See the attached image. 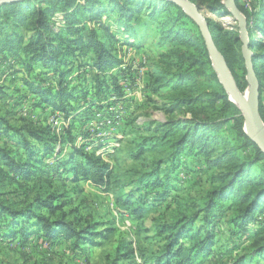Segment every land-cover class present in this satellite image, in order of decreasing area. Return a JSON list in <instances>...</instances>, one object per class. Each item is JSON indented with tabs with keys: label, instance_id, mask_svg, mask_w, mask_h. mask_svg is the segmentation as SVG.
I'll use <instances>...</instances> for the list:
<instances>
[{
	"label": "trees",
	"instance_id": "obj_1",
	"mask_svg": "<svg viewBox=\"0 0 264 264\" xmlns=\"http://www.w3.org/2000/svg\"><path fill=\"white\" fill-rule=\"evenodd\" d=\"M188 1L200 11L205 9L212 14L218 12L230 16L222 3L224 0ZM239 1L235 0V4L247 22L249 49L259 83V115L264 123L261 105L264 95V0L251 10L240 5ZM103 4L109 6L105 8ZM104 10L117 12V20L124 27L120 31L130 36L124 44L137 48L143 45L141 37L135 39L141 33L140 29L143 30L142 38L148 36L156 40L158 50L166 44L164 51L147 57L152 61L148 72L149 87L152 94L160 97V110L165 115L174 116L165 123L148 122L150 128L156 126L160 130L161 136L136 145L137 154L155 157L153 163L147 171L142 169L131 173L129 177L136 173L137 177L123 186V176H117L110 182L107 164L99 155L89 154L84 146H72L73 153L59 157L62 151L56 145L59 140L49 127L41 130L30 127L15 129L0 117V136L11 142V146H0V180L28 182L38 175L33 188L47 184L48 180L42 177L45 174L42 167L47 164L42 160L56 151L54 165L50 169L53 178L64 174L63 178L67 175L72 183L91 180L103 186L113 184L114 192H122L127 186L130 190L119 197L125 207L140 205L133 210L136 214L147 206L155 209L162 205L160 201L166 199H170L169 208L174 206L180 210L183 199L178 193L174 195L179 186L174 184L177 177L171 174L179 173V168L184 167L181 156H201L205 159V168L213 171L209 191L204 197L190 201L187 206L190 214L182 216L179 213L167 224L160 222L155 235L160 236L162 245L154 261L146 263H201L211 254L215 232L222 222L234 229L237 239L232 245L222 248L225 260L219 264L264 262V154L243 132V118L228 117L229 113L235 115V110L240 111L228 100L218 82L198 26L180 7L167 0H23L6 3L0 6V55L8 52L13 56L14 59L9 61L10 72L24 74L21 80L40 98L39 106L49 103L65 111L60 106L62 101L75 100L77 95H72L76 90L68 91V86L72 60L76 59L83 68L80 70L85 73L95 71L104 81L112 82L118 91V76L110 72L115 63L121 62L111 53L116 41L114 33L99 20ZM56 12L60 13L61 22L57 20ZM140 17L146 18L145 24L136 23ZM86 20H97L95 27L86 28ZM205 21L238 89L244 92L247 88L246 70L238 30H228L209 18ZM36 64L39 69H35ZM16 65L19 67L13 69ZM45 69L54 72L56 87L53 92L46 82ZM30 74H35L32 81L26 78ZM68 109L72 118L80 113L76 109L74 113L73 109ZM207 109L211 116L222 113L213 118L221 119L218 124L208 121L209 118L198 120V114H204ZM223 124L228 126L230 137L217 134ZM153 140L155 144H149ZM235 144L252 153L249 156L234 153ZM99 148H94V151ZM59 168L63 173L58 172ZM178 181L182 184V180ZM141 189L156 191L141 195ZM151 192L152 196H149ZM50 193L33 195V200L26 204L22 202L25 207L20 209L19 204L0 200V237L23 242L31 236L43 235L49 240L61 237L80 251L85 246H96L99 243L96 238L106 240L112 235V228L99 232L100 224L89 220L54 221L48 218L61 210V204H56L58 196ZM159 218L161 220L163 216ZM41 230L43 232L39 234ZM116 253V258L107 264H120L127 253L130 259L133 256L122 240Z\"/></svg>",
	"mask_w": 264,
	"mask_h": 264
},
{
	"label": "rangeland",
	"instance_id": "obj_2",
	"mask_svg": "<svg viewBox=\"0 0 264 264\" xmlns=\"http://www.w3.org/2000/svg\"><path fill=\"white\" fill-rule=\"evenodd\" d=\"M259 2L260 0L239 1L240 5L249 10L258 7ZM103 6L107 8L109 5L103 4ZM200 12L204 19L209 18L219 22L228 30H238L237 24L231 16L228 17L226 14L224 16L218 12L212 14L205 9ZM55 16L61 22L60 13L56 12ZM117 18V12L106 10L99 20L112 30L116 38L111 53L121 63H115L110 73L117 74L120 90L117 91L112 82L104 81L102 76L97 75L95 71L91 70L85 73L80 70L83 68H80L79 61L76 59L75 61L72 60L73 65L69 71L71 81L68 86V91L76 90L72 95H77L75 100L71 98L62 101L60 106L65 108V111L49 103H43L39 106L40 98L32 92L29 86H26L23 79L21 80L24 74L10 72L9 61L14 58L5 52L0 55H4V57H0V117L7 120L10 127L15 129L30 127L41 130L49 127L50 132L56 136L59 143L61 142L56 144L62 150L58 154L59 157L73 153L72 146H84L89 154L93 152L95 155H99L101 160L107 164L111 177L110 182L115 180L113 178L117 176H121V178L123 176L124 186L137 177V173L133 177H129L131 173L142 169L147 171L155 158L152 155H140L136 152L137 144L161 136V132L156 126L150 128L147 123H165L174 115H165L160 110L162 106L161 102L158 101L160 97L152 94L149 87L148 72L151 69L152 61L147 60V57L164 51L166 44H162L161 49L158 50L156 40L153 41V38H148V36L142 38L143 30L141 29V33L136 35L137 38L135 39L138 40L141 37L143 45L137 48L124 44V40L130 36L120 31L123 25H120ZM145 19L140 17L136 23L145 24ZM86 21V28L91 29L95 27L97 22V20ZM17 67L19 65L14 66L13 69ZM35 67V69L40 68L37 64ZM128 71L130 72L128 73ZM45 72L46 82L50 84V92H53L56 87L54 72L52 69H45ZM34 75L30 74L25 77L32 81L35 78ZM261 105L264 110V95L261 98ZM68 108L73 109V113L75 109L76 112L80 113L72 118L68 114ZM234 112L235 115H232L231 112L228 117L243 118L240 112L238 113L236 110ZM220 113L217 112L216 116H211L209 109H207L204 114H198V120L209 118L208 121H214L218 124V120L221 119L215 120L213 118H218ZM184 117L188 118V115H184ZM227 128V125H221L217 134L230 137L231 132ZM5 144L11 146L8 139L0 136V146ZM149 144L154 145V140ZM98 146L100 148L94 151V148ZM238 147L239 145L235 144L236 152L234 153L247 156L252 153L251 150H241ZM55 152L45 156L46 158L42 160L47 164V166L42 167L45 171L42 177L48 180L47 184H39L36 189L33 188L35 185L33 183L38 175L33 176L28 182L17 179L14 183H9L6 180H0V200L19 204L20 209L25 207L24 204L33 200V195L53 192L52 194L59 198L56 204H61V210L53 217L47 216L51 220L65 219L70 221L73 218L81 219L82 222L89 220V222L100 224L99 232L110 228L114 231L108 239L96 238V242H99L96 246H85L80 251L75 250L74 246L63 241L61 237L56 240H49L43 235L31 236L26 242L0 237V264H107L116 258L117 246L121 240L127 243L133 256L130 259V255L127 253L120 264L152 263L154 258L158 256L156 253L162 245L160 236L155 235L160 222L167 224L176 215L178 217L179 213L182 216L190 214L191 211L187 208L190 201L207 194L210 189L209 179L210 176H213V171L205 168V159L201 156H181L184 167L179 168V173L171 174L172 177H177L174 184L179 186L178 192H174V195L178 193V196L183 199L180 203V210H176L174 206L169 208L170 199H166L159 202L162 203L161 206L155 209H148L147 206L145 210L136 214L133 210L140 205L125 207L122 205V198L119 197L130 190L127 186L122 192H114L113 184L103 186L91 180L72 183L71 179L66 177L67 175L63 178L64 174H59L53 178L50 169L54 165V157L57 155ZM75 158L78 160V156ZM145 163L147 167H145ZM58 172L63 173L61 168ZM178 179L182 180V184H179ZM162 181L165 182L166 180L163 179ZM150 191L155 192L156 190L141 189L139 194H147ZM152 193H149V196H152ZM42 212L47 213L46 210ZM159 216H163V219L160 220ZM42 232V230L39 231V234ZM215 233L211 254L199 264L221 263L225 260L222 248L236 242L237 236L234 234V229L224 222L220 226L218 225ZM170 264L175 263L172 261ZM251 264H264V262H252Z\"/></svg>",
	"mask_w": 264,
	"mask_h": 264
},
{
	"label": "water",
	"instance_id": "obj_3",
	"mask_svg": "<svg viewBox=\"0 0 264 264\" xmlns=\"http://www.w3.org/2000/svg\"><path fill=\"white\" fill-rule=\"evenodd\" d=\"M23 1V0H0V6L6 3ZM178 7L188 15L198 26L203 38L205 48L211 62V67L222 86L225 93L228 95V100L236 104L240 114L243 117V132L247 138L264 154V142L260 138L261 127H264L259 115V83L255 75L252 64V53L249 49V40L247 35V22L244 15L239 11L235 4V0H225L224 7L229 15L236 22L238 27V39L241 43L240 52L244 61L246 70L245 81L247 83L246 91L249 92L251 102L247 103L244 99V92H241L223 57L218 51L212 39V35L208 29V24L203 18L199 8L188 0H167ZM226 16V15H224Z\"/></svg>",
	"mask_w": 264,
	"mask_h": 264
},
{
	"label": "bare ground",
	"instance_id": "obj_4",
	"mask_svg": "<svg viewBox=\"0 0 264 264\" xmlns=\"http://www.w3.org/2000/svg\"><path fill=\"white\" fill-rule=\"evenodd\" d=\"M244 99L247 103L251 102V97L249 95V92L246 91L244 94ZM234 104V103H233ZM236 106V108H239L236 104H234ZM260 138L261 140L264 142V127H261V133H260Z\"/></svg>",
	"mask_w": 264,
	"mask_h": 264
}]
</instances>
